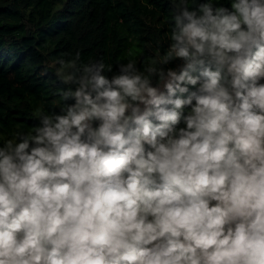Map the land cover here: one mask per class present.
<instances>
[{"label": "clouds", "instance_id": "9594fccd", "mask_svg": "<svg viewBox=\"0 0 264 264\" xmlns=\"http://www.w3.org/2000/svg\"><path fill=\"white\" fill-rule=\"evenodd\" d=\"M166 2L165 51L58 57L0 133V264H264V0Z\"/></svg>", "mask_w": 264, "mask_h": 264}, {"label": "trees", "instance_id": "16d2710c", "mask_svg": "<svg viewBox=\"0 0 264 264\" xmlns=\"http://www.w3.org/2000/svg\"><path fill=\"white\" fill-rule=\"evenodd\" d=\"M171 17L166 0H0V133L28 131L37 108L60 100L56 58L79 51L114 67L131 51L142 61L166 50Z\"/></svg>", "mask_w": 264, "mask_h": 264}]
</instances>
